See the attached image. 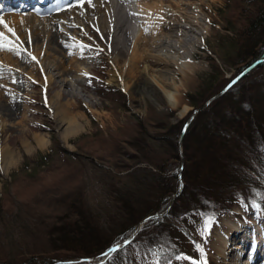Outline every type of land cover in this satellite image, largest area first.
Instances as JSON below:
<instances>
[{
  "label": "rangeland",
  "instance_id": "374dc122",
  "mask_svg": "<svg viewBox=\"0 0 264 264\" xmlns=\"http://www.w3.org/2000/svg\"><path fill=\"white\" fill-rule=\"evenodd\" d=\"M190 1L195 2L193 4L194 9L200 10L197 13H199V21L202 24L199 27L193 25L196 33L191 31L195 35L196 44L193 45L191 42L192 35L187 33L184 35L185 41L183 44L186 54L190 53L191 55L194 51L192 54L193 71L183 78L172 67L165 69L167 71L160 75L166 77L167 84L173 82L169 86L176 84L178 103L176 102L175 106L168 105L160 90L149 93L138 92L134 93L135 95H130L123 87L109 81L111 59L106 58L104 62L100 63L99 56L93 57L88 52H83L86 55L85 62L78 61L74 63L75 69L71 71L62 69L64 70L62 73L51 62L62 57L60 52H54L55 48H49V50L56 57L53 54L50 55V60L48 58H44L45 61L43 59L38 60L39 63L44 64L46 62L49 66L46 69L39 70L34 80L31 78L34 75L33 73H30L31 76L25 77L22 72L15 71L19 75V82H10L11 86L9 85V87L12 88L13 92L9 90L11 95L4 96L2 103L15 105L17 112L9 114L10 116L2 115L0 112V264H3L1 262L3 259H8L12 263L21 262L24 257L27 259L32 258L33 263L39 264L44 260L49 261L48 264H107L109 258L117 250H120L118 257L121 263H124L125 256H128L130 264H164L160 261L159 248L147 245L146 238L142 236L151 233L155 229L157 218L171 221L174 226L181 229L182 234L178 233L173 235L172 238L177 245L182 244L187 247L188 244L185 241L188 242L189 239L196 247L197 254H194L193 259L179 256L178 260L181 261L173 264H220L221 257L218 246L221 243L220 236L223 237V234L227 231L224 224L228 219L238 227L243 225L252 227V231L248 232L247 236L253 238L248 246L245 245V247L243 246L238 250L237 263L264 264V210L255 205L256 211L254 213L246 211L238 200L231 203L230 209L224 210L211 218L210 223L207 220V229L198 233L192 231L186 225L188 217L183 220L169 211L147 219L139 226L138 223L142 219L135 222L134 225H129L127 229H123L120 222L125 218V214L120 213V206L112 196L115 193L112 187L114 182L120 183V181L123 182L124 179H127L125 177L119 178L116 175H123L132 168L126 167L124 162L131 161L127 159L132 153L139 156L137 149L140 147L135 149L133 145L120 141V144L119 142L116 143L112 153V149H98L96 142H93L98 139L101 140L102 137L114 136V132L118 131L124 124L138 123L143 136H145L143 138L146 140L147 147L149 144L158 149L159 142L155 141L154 137L159 136L161 133L159 131L165 121L169 120L172 123L185 119L187 121L192 114L191 120L194 118L198 108L189 100V93L198 98L208 84L213 83V81L217 83L216 79L220 77L221 71L226 78H233L242 71L226 57V51L229 53L233 51V32L228 29L226 17L219 11V8L224 7L227 0H184L183 2ZM126 3L128 2L122 4ZM132 5L131 9L135 12V15L133 14L135 18H130V21L133 19L131 24V32L133 33L134 28H139L138 23L141 24L140 21L143 20V17L138 14L135 3ZM69 6L70 4L65 3L63 8H69ZM124 7L127 11L126 14L130 17L132 15L130 14V8ZM30 9L26 8L27 11H30ZM12 11L11 9L0 8V17L12 13ZM13 13L22 12L14 10ZM88 19L94 25L93 16H88ZM138 19L141 20L138 21ZM62 20V18H59L57 23L65 30L66 35L62 37L61 43L55 46L65 48L70 55L77 52L79 42L89 44L91 39H99L96 34L94 35L93 32L84 28L82 21H77L76 26H70ZM186 23L191 24L187 21ZM196 37L198 38L196 39ZM43 39L46 40V37ZM44 45L46 46L45 43ZM27 50L30 49L27 48ZM40 53L38 55L40 54L39 57H42L44 49ZM211 56L214 60H210ZM24 65V69H28ZM260 68L263 69L264 64L260 65ZM85 72L90 74L89 77L87 75L85 77ZM47 76L51 77L52 82L49 83L50 85L47 84L49 81ZM220 85L217 83L216 88ZM57 92H60V97L53 99L52 96ZM217 93L214 94V97L219 95ZM183 107H185V110L181 111ZM59 108L65 110L67 118L81 126L76 133L68 138L61 137L65 128L68 127V120L62 121L60 119L62 114L59 112ZM35 135L46 136L49 139L48 144L44 147L37 146ZM176 137L180 149V158L172 166V170L178 171L177 189L180 190L183 184L181 172L185 162L182 140L179 141L181 136L178 133ZM136 138L137 136L132 135L128 139L136 141ZM89 144L94 148L89 147ZM58 146L64 149L60 151ZM255 149L264 160L263 147L257 146ZM151 150L152 152L149 151L150 154L158 153L153 149ZM6 152L9 153L7 157L10 161L9 164L4 161ZM66 152H75V154L73 156ZM42 155L45 157H41ZM139 161H141L139 163L141 165L151 166L143 158ZM248 161L251 165L248 163L246 168L249 169L252 178L257 177L264 184V169L262 170V166L257 161L255 163L249 158ZM177 193L176 191L175 194ZM68 202L73 206H77V208L81 207L87 210L102 230L109 231L112 229L111 234L115 236L112 246L125 240L128 241L120 249L108 254L103 259L104 261L100 260L106 251L90 258L64 254L60 257L64 260L52 261L50 256L55 251L52 252L51 247L55 244H57V247L62 244L59 239H55L57 237L56 233H58L57 231L63 223L68 224V220H72L74 217L75 211L69 213ZM201 220L202 218L199 222ZM143 228L147 230L141 232ZM160 229H162V233L165 231L164 228ZM230 235L227 237L226 251L231 250L237 243L240 246L242 245L238 239H235L236 237L230 238ZM253 241H259L261 245L259 250H256L258 255L256 257L254 256ZM68 243L69 240L65 245L71 247ZM46 249L50 256L47 253V257H42L41 254L43 253L41 252ZM195 258H198L201 263L196 262ZM226 262L231 261L226 260ZM116 264L119 263L116 262Z\"/></svg>",
  "mask_w": 264,
  "mask_h": 264
},
{
  "label": "trees",
  "instance_id": "16d2710c",
  "mask_svg": "<svg viewBox=\"0 0 264 264\" xmlns=\"http://www.w3.org/2000/svg\"><path fill=\"white\" fill-rule=\"evenodd\" d=\"M219 11L225 15L226 25L233 32V51H226V57L239 70H243L264 54V0H227ZM210 60L214 58L211 56ZM263 64L264 60L254 65L203 108H200L203 102L223 89L232 77L226 78L221 71L220 77L216 79L221 84L220 87L216 88L217 83L213 81L198 98L189 93V100L198 110L187 124L181 138L185 165L181 172L183 184L180 190L177 189L178 171L172 170V166L180 158L176 136L180 134L186 119L175 123L167 120L158 137L151 135L159 142L158 149L149 144L147 147L138 123L124 124L114 132V136L93 141L98 149H112V153L116 143L120 144V141L133 145L135 149L140 147L137 149L139 156L132 153L127 159L131 161L124 162L126 167L132 168L123 175L115 174L119 178L127 179L120 183L114 182L112 187L115 192L112 196L120 206L119 211L125 214V218L119 221L123 229L148 215L169 211L183 220L188 217L186 225L198 233L207 229V220L209 222L215 215L230 209L231 203L236 200L246 211L254 213L256 206L264 210V184L257 177L252 178L246 168L250 163L249 158L257 161L262 170L264 169V160L255 149L262 146L264 150V68H260ZM132 135L137 136L136 141L128 139ZM58 147L60 151L64 149ZM151 149L158 153L150 154ZM142 158L151 166L139 164ZM68 207L69 213H75L73 219H69L68 224L63 223L56 233L55 239L61 241V247L53 245L50 250L55 252L51 256L47 249L43 250L42 257L49 254L52 261L60 259L64 254L90 258L104 253L114 244L112 229L102 230L84 208H77L69 202ZM201 218L204 221L199 222ZM156 224L151 233L142 236L146 238L147 245L159 248L162 263L180 262L179 256L190 260L194 258V254H197L196 247L189 239L188 242L184 240L187 247L177 245L172 240L173 235L182 234L181 229L166 219L157 218ZM160 228L165 231L162 233ZM144 230L147 229L143 228L141 232ZM68 240L71 247L65 245ZM119 254L120 250L115 251L107 264H130L128 256L121 263ZM31 260L32 258L24 257L21 262L12 263L8 259L1 262L39 264ZM194 260L201 263L198 258ZM48 262L44 260L40 264Z\"/></svg>",
  "mask_w": 264,
  "mask_h": 264
},
{
  "label": "bare ground",
  "instance_id": "6f19581e",
  "mask_svg": "<svg viewBox=\"0 0 264 264\" xmlns=\"http://www.w3.org/2000/svg\"><path fill=\"white\" fill-rule=\"evenodd\" d=\"M126 1L128 0H91V4H89L87 0H83V3L81 0H56L53 4H48L51 0H0V8L4 7L13 11L20 10L22 12L13 13L12 11V13L0 17L6 21L8 26L15 30L16 35L14 36L11 32H8L3 24H0V32L5 34L7 40L15 43L19 51V54H17L16 51L0 49V78L2 77L0 79V112L2 115H9L17 112L15 105L11 103L7 105L2 103L5 98L4 96L10 94L9 90L12 89L9 85L11 86L12 82L19 80V75L15 71L22 72L25 77L31 76L30 73H33L34 75H32L31 78L34 80L39 70L42 68L46 69L49 66L46 62L42 64V62L39 63L40 61H38L39 59L45 61L44 58L50 60V55L54 53L51 54L52 52L49 48H55L54 52L61 53L62 57L59 60H53L54 62L51 61L55 64L54 66L56 68L61 70L60 72H64L62 69L68 71L75 69L74 63L78 61H83L84 63L86 55L83 52H88L89 55L93 57L99 56L100 63L104 62V59L110 58V82L123 87L130 95H135L134 93L138 92L149 93L151 91L160 90L166 98L168 105L175 106L178 100L175 89L176 84L174 83V85L169 86L173 84V82L167 84L165 81L166 77L160 75L167 71H165V69L172 67H174L176 73H179L183 78L192 73L191 71H193L194 67L192 54L194 51L191 55L190 53L186 54L183 44L185 41L184 35H186V33L192 35V41L191 39L190 41L193 45L196 44V40H194L195 35L192 33L195 32L193 25L199 27L201 24V21H199V13H197V11L200 12V10L194 9V1L137 0L135 5L137 6L138 14L143 17V20L140 21L141 24L138 23L139 28H134V32L132 33L131 24L133 19L130 21V18H135V13L131 11L130 14L132 15L130 17L126 14L127 11L124 9V4H122ZM33 3L38 5L30 9V11H27L26 8H31ZM65 3L70 4L69 8H63L62 5ZM88 16H93L94 25L90 23ZM59 18H62L65 24H69L70 26H76L77 21H82L84 28L87 31L93 32L94 35L96 34L99 39H91L89 44H85L91 47H85L83 50L77 46V52L70 55L65 48L63 49L62 47L58 48L55 46L60 44L62 37L66 35L65 30L57 23ZM139 20L141 19H138V21ZM186 21L191 24H185ZM53 25H55L54 28ZM97 29L99 31H97ZM191 31L193 32L191 33ZM17 36L19 37L18 40ZM29 37H31L30 43ZM44 37H46V40L43 39ZM197 38L198 37H196V39ZM27 48L30 50H27ZM41 49H44V53H42L44 55L39 57L42 51ZM28 53L36 57L34 62H32L33 59ZM38 53L40 54L38 55ZM23 65L28 69H24ZM20 68L22 69L20 70ZM47 78V80H49L47 84L52 82L50 76H47ZM52 97L53 99H57L60 97V92H57ZM59 109V112L62 114L60 119L62 121L68 120V127L65 128L61 137L68 138L70 135L76 133L81 126L74 121L72 122L70 118H67L65 110L62 108ZM184 110L185 107L181 109V111ZM34 138L39 147H44L49 142L46 136L35 135ZM8 154L7 152L5 153L4 161L6 164L10 162L7 159L9 156ZM224 225L227 231L223 234V237L220 236L221 243L218 249L221 258L219 263L238 264L236 261L238 250L243 246L245 247V245H249L253 237H248L247 233L252 231V227H249V225L238 227L229 219L225 221ZM229 235L231 236L230 238L236 237L235 239H238L242 245L240 246L237 243L231 250L226 251V241ZM253 244L254 256L256 257L258 256L256 250H259L261 245L259 241H253ZM226 260L231 262L227 263Z\"/></svg>",
  "mask_w": 264,
  "mask_h": 264
},
{
  "label": "water",
  "instance_id": "95a60500",
  "mask_svg": "<svg viewBox=\"0 0 264 264\" xmlns=\"http://www.w3.org/2000/svg\"><path fill=\"white\" fill-rule=\"evenodd\" d=\"M262 60H264V54H262L261 56L257 57L255 60H253L249 65H247L240 73H238L236 76H234L232 79H230V81L225 85V87L223 89H221L217 94H220L221 92H223L225 89H227L229 87V85H231L232 83H234L242 74H244L246 71H248L249 69H251L254 65H256L257 63L261 62ZM215 95H213L212 97H210L208 100H206L202 105H201V108L204 107L211 98H213ZM193 114L189 116V118L187 119L185 125L183 126L182 130H181V133H180V136H182L184 130H185V127L187 126V124L189 123V121L191 120ZM179 141H181V137L179 138ZM161 215V213H154V214H151V215H148L146 216L145 218H143L139 223H138V226L141 225L144 221H146L147 219L149 218H154V217H157ZM126 241L128 240H125L123 241L122 243H120L119 247H116V249H119ZM116 245H114L115 247ZM113 247V248H114ZM115 249V250H116ZM108 254H110L109 252H107ZM107 254V255H108ZM107 255H103L102 259L100 261H103V259H105L107 257ZM99 261V262H100Z\"/></svg>",
  "mask_w": 264,
  "mask_h": 264
},
{
  "label": "snow or ice",
  "instance_id": "6c2138e0",
  "mask_svg": "<svg viewBox=\"0 0 264 264\" xmlns=\"http://www.w3.org/2000/svg\"><path fill=\"white\" fill-rule=\"evenodd\" d=\"M81 2L83 3V0H81ZM87 3L91 4V0H87ZM0 24H3L7 28L8 32H11L14 36L16 35L15 30L13 28H11L10 26H8L6 21H4L2 18H0ZM97 31H99V30L97 29ZM18 39H19V37L17 36V40ZM30 42H31V37H29V43ZM79 47L81 48V50H83V48L91 47V46L90 45H85L82 42H79ZM0 49H6V50H9V51H16L17 54H19L17 45L15 43H12L11 41L7 40V38L5 37V34L2 33V32H0ZM28 55L31 56V58L33 60H36V57L33 56L31 53H28ZM85 75H88V74L85 73ZM229 87H230V85H229ZM149 219H151V218H149ZM208 223H210V221ZM119 246L120 245L117 244L114 248H110L109 249V253L112 252V251H115L116 247H119ZM107 254L108 253H104V255H107Z\"/></svg>",
  "mask_w": 264,
  "mask_h": 264
}]
</instances>
